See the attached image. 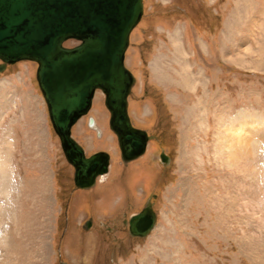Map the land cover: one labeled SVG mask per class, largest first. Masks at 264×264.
Instances as JSON below:
<instances>
[{
	"label": "rangeland",
	"instance_id": "374dc122",
	"mask_svg": "<svg viewBox=\"0 0 264 264\" xmlns=\"http://www.w3.org/2000/svg\"><path fill=\"white\" fill-rule=\"evenodd\" d=\"M144 3L126 65L136 77L130 120L151 140L144 156L123 160L97 90L72 128L87 156L112 155L108 174L89 188H75L39 62L0 60V264H264V0ZM195 29L205 39L197 42ZM190 40L203 47L197 60ZM189 66L205 73L196 78ZM241 118L249 135L227 161L224 139L237 142L225 127ZM151 198L157 225L136 238L124 221Z\"/></svg>",
	"mask_w": 264,
	"mask_h": 264
},
{
	"label": "water",
	"instance_id": "95a60500",
	"mask_svg": "<svg viewBox=\"0 0 264 264\" xmlns=\"http://www.w3.org/2000/svg\"><path fill=\"white\" fill-rule=\"evenodd\" d=\"M143 14L142 0H0V60L39 62L38 80L67 159L76 167L78 188L95 184L108 155L87 157L73 139L72 127L90 109L97 87L112 111L111 127L125 160L146 151L149 136L133 128L127 112L131 74L123 65L129 34ZM83 42L65 48L67 38ZM168 163L166 155H162ZM150 205L130 220V232L147 236L157 217ZM92 226V219L86 228Z\"/></svg>",
	"mask_w": 264,
	"mask_h": 264
},
{
	"label": "bare ground",
	"instance_id": "6f19581e",
	"mask_svg": "<svg viewBox=\"0 0 264 264\" xmlns=\"http://www.w3.org/2000/svg\"><path fill=\"white\" fill-rule=\"evenodd\" d=\"M143 19V17L141 18V20ZM141 22V21H140ZM139 25V24H138ZM137 25V26H138ZM136 26V27H137ZM131 46V45H130ZM129 46V47H130ZM128 51V50H127ZM127 51H126V54H127ZM35 62V61H34ZM135 83H136V77H135ZM135 83H134V85H135ZM187 83V82H186ZM189 84H190V82H188ZM134 85L132 86V88L134 87ZM102 91V90H101ZM130 94H131V92H130ZM130 94H129V96H130ZM129 96L127 97L128 98V102H127V112H128V115H129V117H130V114H129ZM94 103H95V98L93 99V105H92V107L88 110V112L86 113V114H84V115H82L77 121H76V123L74 124V127L77 125V123H79V121L80 120H82L84 117H86V116H88L89 115V112H91V110L93 109V107H94ZM244 110H246V109H244ZM247 111V110H246ZM247 114H250V113H248L247 112ZM253 117L256 115V116H258V112L257 113H253V114H251ZM249 117V116H248ZM245 118H247V117H245ZM130 119H131V117H130ZM237 120V119H236ZM242 121H244L243 120V118H241L240 119V122H239V120H237V121H235L232 125H229V126H227V127H225V128H227V130H226V134H232V140L233 141H235V142H237V143H231V144H234L233 146H231V144L229 143V138L228 137H226L225 139H224V141H225V143H224V145H223V147H224V149H222V157L225 159V160H227V161H235V159H237L236 158V154L238 153L237 151H236V148H238L239 147V145L241 144V143H244V142H246L247 140H245V138H247V136L249 135V132H244V130H243V126H245V125H243L242 124ZM132 122V121H131ZM91 129H94V130H97V132L98 131H100L98 128H97V126H96V123H95V121L94 120H92L91 121V127H90ZM109 128H110V122H109ZM101 134V133H100ZM245 135H246V137H245ZM100 136V135H99ZM150 136V135H149ZM150 140H151V137H150V139H149V141H148V143L150 142ZM251 140V139H250ZM148 143H147V146L146 147H148ZM238 143H240V144H238ZM242 145V144H241ZM222 147V148H223ZM243 147H244V145H243ZM147 150H148V148H146V151H145V153L147 152ZM251 150V149H250ZM144 153V154H145ZM144 154H143V156H144ZM65 157H66V155H65ZM140 157H142V156H139V157H137V158H135V159H131V160H125V161H128V162H132V161H134V160H137L138 158H140ZM67 159V158H66ZM171 159V158H170ZM68 161V160H67ZM69 162V161H68ZM170 163V162H169ZM169 163H166V164H164V165H166V166H168L169 165ZM227 163V162H226ZM234 163V162H233ZM232 163V164H233ZM110 165H111V160H110ZM3 166V165H2ZM2 166H1V169H2ZM110 167V166H109ZM5 169V168H4ZM74 171H75V168H74ZM106 174H108V173H100V174H98V176L96 177V182H95V184L94 185H96V183H97V181H98V179L100 178V179H104V175H106ZM75 176V175H74ZM103 176V177H102ZM99 179V180H100ZM89 187H91V186H89ZM89 187H86V188H89ZM79 189H81V188H79ZM82 189H85V188H82ZM158 221V220H157ZM155 229V228H154ZM153 229V230H154ZM153 230L151 231V233L153 232ZM130 231V230H129ZM150 233V234H151ZM149 234V235H150ZM148 236V235H147ZM147 236H134V237H136V238H145V237H147Z\"/></svg>",
	"mask_w": 264,
	"mask_h": 264
},
{
	"label": "crops",
	"instance_id": "0c3cea01",
	"mask_svg": "<svg viewBox=\"0 0 264 264\" xmlns=\"http://www.w3.org/2000/svg\"><path fill=\"white\" fill-rule=\"evenodd\" d=\"M143 18H144V16H143ZM143 20V19H142ZM191 24V23H190ZM193 27H194V25H192L191 26V31L190 32H194V29H193ZM196 31H195V33H193V35H194V37H195V40L198 42V40H200V41H202V39H205V38H202V37H199L200 36V34H199V32H197V29H195ZM204 33V32H203ZM205 34V33H204ZM205 36V35H204ZM175 40V42H177V39L175 38L174 39ZM174 40H173V42H174ZM179 42L181 43V47H182V45H183V42L182 41H180L179 40ZM179 42H177V43H179ZM175 44V43H174ZM201 45H199V48H201L200 47ZM177 47V46H176ZM205 47V46H204ZM198 48V49H199ZM203 48V47H202ZM198 49H197V43H192V41L190 40V55H194V57L196 58V60H197V58H198ZM182 50H183V52L185 53V50L182 48ZM185 55L187 56V54L185 53ZM180 57H181V55H179ZM182 61H185V59L184 58H182ZM158 61H156V63H157ZM186 62H187V58H186ZM155 63V62H154ZM188 63V62H187ZM198 64V63H197ZM189 65V64H188ZM190 67V73H191V75H193V76H196V78H198V76H200L201 77V75L202 74H204L205 72L204 71H202L201 69H199L198 70V74H196V75H194L193 74V71H192V67L193 66H189ZM216 67H220V66H216ZM215 67V68H216ZM222 72V71H221ZM202 73V74H201ZM211 74H212V72H211ZM213 75V74H212ZM205 77V76H204ZM203 77V78H204ZM213 79V78H212ZM254 112H252L251 114H253ZM257 113V112H256Z\"/></svg>",
	"mask_w": 264,
	"mask_h": 264
},
{
	"label": "flooded vegetation",
	"instance_id": "af4514ba",
	"mask_svg": "<svg viewBox=\"0 0 264 264\" xmlns=\"http://www.w3.org/2000/svg\"><path fill=\"white\" fill-rule=\"evenodd\" d=\"M125 223V222H124ZM126 224V223H125Z\"/></svg>",
	"mask_w": 264,
	"mask_h": 264
}]
</instances>
